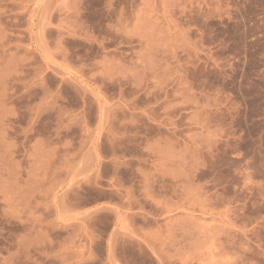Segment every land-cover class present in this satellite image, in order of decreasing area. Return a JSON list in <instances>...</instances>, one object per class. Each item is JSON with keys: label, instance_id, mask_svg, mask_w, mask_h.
<instances>
[{"label": "rangeland", "instance_id": "obj_1", "mask_svg": "<svg viewBox=\"0 0 264 264\" xmlns=\"http://www.w3.org/2000/svg\"><path fill=\"white\" fill-rule=\"evenodd\" d=\"M0 264H264V0H0Z\"/></svg>", "mask_w": 264, "mask_h": 264}]
</instances>
